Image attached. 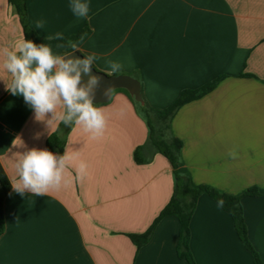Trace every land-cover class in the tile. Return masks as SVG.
<instances>
[{
	"label": "crops",
	"instance_id": "0c3cea01",
	"mask_svg": "<svg viewBox=\"0 0 264 264\" xmlns=\"http://www.w3.org/2000/svg\"><path fill=\"white\" fill-rule=\"evenodd\" d=\"M89 3V18L78 20L69 0H27L28 24L46 38L87 25L89 32L73 42L74 50L94 54L97 70L138 79L144 101L156 109L167 107L183 89L223 76L170 120V134L183 144L179 169L194 186L233 195L252 186L264 192V0ZM9 5L0 0V64L2 50L23 34ZM40 19L46 20L43 30L35 28ZM48 44L56 54L67 53L61 41ZM109 62H118L120 70L111 73ZM10 79L0 67V163L13 182L14 158L28 148L47 149L54 131L35 119L22 97L6 90ZM96 106L106 118L101 136L93 138L79 125L61 123L56 130L64 138L63 153L77 152V161L86 162L82 178L44 196L26 191L22 197L10 187L0 264H189L177 255L175 216L162 218L139 248L128 236L144 232L169 201L172 167L150 147L143 150L145 162L135 161L148 127L125 89ZM17 137L22 145L12 144ZM71 171L75 176V166ZM240 202L247 236L264 264V194L242 195ZM190 250L196 264H254L230 215L206 194L199 196L190 220Z\"/></svg>",
	"mask_w": 264,
	"mask_h": 264
},
{
	"label": "clouds",
	"instance_id": "9594fccd",
	"mask_svg": "<svg viewBox=\"0 0 264 264\" xmlns=\"http://www.w3.org/2000/svg\"><path fill=\"white\" fill-rule=\"evenodd\" d=\"M11 9V5H9ZM69 9L75 18L88 19L89 0H69ZM46 20L36 21L35 28L43 30ZM62 38L56 33L46 39ZM70 49H77L72 41L67 42ZM3 60L0 67L10 74L6 90L13 96L22 97L38 121H44L53 131L59 125H79L93 138L103 134L106 118L101 108L94 103L93 92L100 85V77L91 75L87 86L80 85L81 74L88 75L94 67L97 57L89 54L81 58H72L65 54H56L48 43L36 44L21 35L10 48L2 50ZM121 65L109 62L111 73L118 72ZM110 88L104 89L108 95ZM59 109V111L57 110ZM50 114L49 119L46 116ZM53 121L55 124L53 125ZM13 145H22L17 137ZM235 157L237 153L231 152ZM77 152L65 151L56 154L44 148H28L13 160L16 179L10 182L13 192L24 196L25 192L35 196H44L50 189H59L71 179H80L86 174L87 164L77 161ZM75 166V176L71 171Z\"/></svg>",
	"mask_w": 264,
	"mask_h": 264
},
{
	"label": "trees",
	"instance_id": "16d2710c",
	"mask_svg": "<svg viewBox=\"0 0 264 264\" xmlns=\"http://www.w3.org/2000/svg\"><path fill=\"white\" fill-rule=\"evenodd\" d=\"M8 2L13 6L18 15L24 39L31 40L36 44L61 41L66 46V52H70L74 49H70L67 46V42L79 40L89 32V27L85 25L71 35L56 39H46V37L38 35L28 24L27 0H8ZM222 78L223 76L217 77L196 88L183 89L171 104L162 109L153 108L146 101L141 104L130 95L136 107L145 118L148 127L146 142L136 147L134 151L135 161L138 163L146 161V158L143 157V150L146 147H150L153 152L162 154L167 158L172 167L174 187L169 201L160 210L150 226L142 233H129L128 236L135 246L139 248L150 240L156 225L162 218L175 216L179 222L176 244L177 255L185 259L189 264H196L190 250V220L199 196L206 194L230 215L233 227L244 247L250 252L254 264H263L258 252L247 236V228L240 200L242 195L255 196L264 194V192L259 191L256 186H252L248 187L242 195H233L219 191L208 185H192L189 176L179 169L182 141L170 134V120L175 111L183 104L211 91ZM68 127H71V125ZM46 148L57 154H63L64 138L57 131H54L46 139ZM10 187V180L0 163V235L5 229L3 205Z\"/></svg>",
	"mask_w": 264,
	"mask_h": 264
},
{
	"label": "water",
	"instance_id": "95a60500",
	"mask_svg": "<svg viewBox=\"0 0 264 264\" xmlns=\"http://www.w3.org/2000/svg\"><path fill=\"white\" fill-rule=\"evenodd\" d=\"M71 56L72 58H81L84 56L78 50H72L65 54V58ZM95 75L100 77V85L94 90L93 97L94 103L107 102L111 94L116 89H125L135 101L139 103H144V99L141 93L140 81L131 75L128 74H108L103 71L97 70L95 67L92 68V71L88 75L81 74L80 85L78 86H87L89 81V76ZM110 88L109 94L104 95V89Z\"/></svg>",
	"mask_w": 264,
	"mask_h": 264
}]
</instances>
